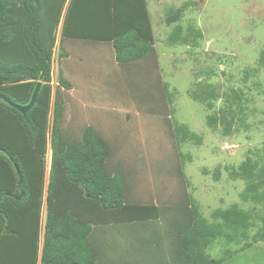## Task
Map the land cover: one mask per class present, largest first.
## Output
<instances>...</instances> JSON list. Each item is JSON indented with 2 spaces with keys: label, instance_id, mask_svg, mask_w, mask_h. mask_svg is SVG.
Here are the masks:
<instances>
[{
  "label": "trees",
  "instance_id": "obj_1",
  "mask_svg": "<svg viewBox=\"0 0 264 264\" xmlns=\"http://www.w3.org/2000/svg\"><path fill=\"white\" fill-rule=\"evenodd\" d=\"M61 25V58L68 55L65 42L84 40L112 46L125 72L147 74L158 66L147 0H0V94L26 104L43 83L26 114L0 100V264H113L117 259L124 264H223L207 249L218 237H246L254 225L249 211L235 203L216 209L212 220L205 218L186 189L182 162L173 168L179 185H185L177 203L165 185L156 191L134 189L142 169L128 172L114 165L112 145L96 127H84L80 139L63 129L62 89L72 84L63 68L58 85L52 84ZM259 60L264 65V50ZM150 87L142 89L141 101L153 100L167 110L165 92L157 97L156 87ZM209 88L200 85L190 91L191 98L213 108L219 96ZM208 122L215 127L220 120L209 116ZM221 123L232 127L224 116ZM173 133L180 142L200 139L183 125L174 126ZM262 154L261 160L248 158L233 168L231 175L247 182L242 199L264 205V145ZM259 218L256 237L264 240V213ZM117 226L124 228L125 243L119 246L127 253L105 255L111 242L104 247L97 234Z\"/></svg>",
  "mask_w": 264,
  "mask_h": 264
},
{
  "label": "rangeland",
  "instance_id": "obj_2",
  "mask_svg": "<svg viewBox=\"0 0 264 264\" xmlns=\"http://www.w3.org/2000/svg\"><path fill=\"white\" fill-rule=\"evenodd\" d=\"M147 2L158 60L147 74L122 70L108 44L71 40L65 42L68 55L61 58L59 29L52 84L58 85L60 68L72 84L62 89L63 129L80 139L83 128L93 125L111 143L114 165L122 163L128 172L145 169L138 170L134 189L156 191L165 185L176 203L185 185H179L173 168L182 162L186 189L205 218L212 220L216 209L235 203L252 215L254 225L246 237H218L207 253L223 264H264V240L256 237L264 205L242 199L247 182L231 175L248 158L263 157L264 65L259 59L264 50V0ZM138 84L142 89L156 87L157 97L166 93V85L162 105L167 110L153 100L141 101L145 92L133 87ZM200 85L219 96L213 108L191 98L190 91ZM154 106L157 110L151 111ZM209 116L219 118L217 126L209 124ZM223 116L232 121L229 130L221 123ZM179 125L198 134L199 141L180 142L173 133Z\"/></svg>",
  "mask_w": 264,
  "mask_h": 264
},
{
  "label": "crops",
  "instance_id": "obj_3",
  "mask_svg": "<svg viewBox=\"0 0 264 264\" xmlns=\"http://www.w3.org/2000/svg\"><path fill=\"white\" fill-rule=\"evenodd\" d=\"M62 28V25L60 27V30ZM120 165H123L122 163L118 164L117 166L120 167ZM121 232H125L124 228H122L121 226H117L115 228H113L112 230H110L109 234H101L98 233L97 237L99 238V240H101L103 242V246L105 247L107 245L106 242H111L109 246L106 247V249H104V253L106 255V253L108 254H118L117 256L119 257L120 254L122 253H127L126 247H120V244H124L125 243V237H123V233L121 234ZM107 235V237H106ZM125 235V233H124ZM105 263V262H104ZM140 264H145L143 260L139 261ZM108 264V263H106ZM113 264H124L122 263L121 260L117 259L116 261H113ZM156 264V263H155ZM159 264V263H157Z\"/></svg>",
  "mask_w": 264,
  "mask_h": 264
},
{
  "label": "water",
  "instance_id": "obj_4",
  "mask_svg": "<svg viewBox=\"0 0 264 264\" xmlns=\"http://www.w3.org/2000/svg\"><path fill=\"white\" fill-rule=\"evenodd\" d=\"M42 86H43V83H41V82H39L37 84V86L35 87V89H34V91L32 93L30 101L28 103H26V104L17 103V102L13 101L12 99H10L7 96L2 95V94H0V100L6 102L11 107L17 109L18 111L22 112L23 114H26L35 105L37 97H38V95H39V93H40V91L42 89ZM16 168H17V172H18V174L20 176V186H21L22 177H21V174H20V171H19L18 167H16Z\"/></svg>",
  "mask_w": 264,
  "mask_h": 264
},
{
  "label": "built area",
  "instance_id": "obj_5",
  "mask_svg": "<svg viewBox=\"0 0 264 264\" xmlns=\"http://www.w3.org/2000/svg\"><path fill=\"white\" fill-rule=\"evenodd\" d=\"M51 154H52V152H51ZM51 154H50V159H51ZM50 167H51V160H50Z\"/></svg>",
  "mask_w": 264,
  "mask_h": 264
}]
</instances>
